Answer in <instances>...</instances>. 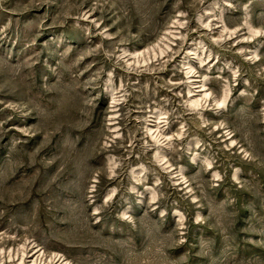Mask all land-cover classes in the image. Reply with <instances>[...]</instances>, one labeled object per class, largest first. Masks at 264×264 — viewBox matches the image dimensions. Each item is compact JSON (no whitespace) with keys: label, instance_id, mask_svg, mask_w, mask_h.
Returning a JSON list of instances; mask_svg holds the SVG:
<instances>
[{"label":"rangeland","instance_id":"rangeland-1","mask_svg":"<svg viewBox=\"0 0 264 264\" xmlns=\"http://www.w3.org/2000/svg\"><path fill=\"white\" fill-rule=\"evenodd\" d=\"M0 264H264V0H0Z\"/></svg>","mask_w":264,"mask_h":264}]
</instances>
